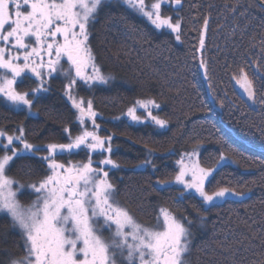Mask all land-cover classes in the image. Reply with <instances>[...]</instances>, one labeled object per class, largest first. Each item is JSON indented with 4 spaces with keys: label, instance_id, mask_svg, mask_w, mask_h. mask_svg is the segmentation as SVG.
Wrapping results in <instances>:
<instances>
[{
    "label": "trees",
    "instance_id": "16d2710c",
    "mask_svg": "<svg viewBox=\"0 0 264 264\" xmlns=\"http://www.w3.org/2000/svg\"><path fill=\"white\" fill-rule=\"evenodd\" d=\"M182 3L178 9L182 18L180 41L165 30L157 31L128 9L100 11L94 23L93 52L103 70L124 83L80 94L94 99L95 110L101 114L97 119L100 135L112 136L111 158L119 167L111 170L109 179L135 218L146 223L157 206L169 208L178 217H188L192 221L188 226L192 233L190 264H259L264 260V104L259 103L264 88L257 90L258 102L248 104L232 77L241 67L251 76L249 65L257 60L264 64V13L255 0ZM225 3L247 8L248 16L241 17L239 11L230 15ZM206 16L210 25L203 54L209 80L199 68L198 51ZM173 17L178 18L177 11ZM50 87L48 93L58 92L59 101L55 105L49 97L38 101L36 108L42 111L44 123L25 124L27 129L46 130L44 134L29 131L28 137L37 142L58 140L59 125L63 130L68 124L72 134L77 133L71 105L63 103V83L57 79ZM138 99H153L160 105L153 113L168 121L166 129L150 121L131 123L122 115ZM15 118V113L0 110V122ZM59 141L67 142L63 131ZM187 151L198 153L202 167L217 169L210 178L209 192L228 187L246 192L250 198L241 203L227 196L213 207L198 197L181 200L179 188L173 186L155 191L157 180L174 179L179 156ZM221 152L226 160L217 165ZM73 156L61 159L65 163L77 161L78 155ZM146 157L155 164V171L150 166L136 167ZM28 163L36 169L31 176L15 167L11 174L24 182L37 179V161ZM200 217L204 218L202 222ZM4 231L0 223V233ZM8 248V239L0 242V262Z\"/></svg>",
    "mask_w": 264,
    "mask_h": 264
},
{
    "label": "snow or ice",
    "instance_id": "6c2138e0",
    "mask_svg": "<svg viewBox=\"0 0 264 264\" xmlns=\"http://www.w3.org/2000/svg\"><path fill=\"white\" fill-rule=\"evenodd\" d=\"M115 3L146 19L157 31L167 30L177 41L181 40L182 18L178 9L183 6L182 0ZM256 3L264 13V0ZM110 4L111 0H0V99L13 110L26 109L29 115H36L32 112L35 100L49 92L51 79L59 75L66 81L63 95L74 110L78 125L75 135L70 127L63 128L67 143H32L23 126L12 133L0 129V216L8 218V228L18 232L23 246V255L11 257L8 264H190L192 233L188 226L192 221L188 217H178L169 208L160 207L155 224L145 225L116 199L117 189L109 179L111 170L119 167L111 158L112 136L100 135L97 119L101 114L95 110L94 99L85 98L78 91L89 93L109 86L115 79L97 63L89 42L100 10ZM162 5L176 9L178 18L163 15ZM225 8L230 15L239 11L241 17L248 16V9L238 4L229 7L225 3ZM209 25L210 17L206 16L198 49L199 68L204 70L206 80L210 78L203 53ZM261 46L264 51V40ZM249 69L251 76L248 69L241 67L232 79L254 105L258 102V88H264V64L257 60ZM24 79L33 80L35 86L29 91L17 90L16 85ZM259 103L264 104V93ZM159 108L153 99H138L122 115L131 123L150 121L155 127L166 129L168 121L153 113ZM138 109L147 115H139ZM80 153L86 156L85 160L65 163L61 159ZM197 155L196 151L183 153L174 179L157 180L159 187L154 185V190L175 184L180 186L181 200L198 197L213 207L216 200L227 196L241 203L250 198L246 192L228 187L209 192L210 178H214L217 169L202 167L194 159ZM96 156L102 158L94 159ZM225 160L221 152L216 163ZM29 161L39 165L37 179L24 182L11 174L15 167L31 176L36 169ZM149 166L155 171V164L147 157L136 165ZM25 193L35 197L28 204L19 199ZM203 219L200 217L201 222ZM6 241L4 231L0 242ZM259 264H264V260Z\"/></svg>",
    "mask_w": 264,
    "mask_h": 264
},
{
    "label": "flooded vegetation",
    "instance_id": "af4514ba",
    "mask_svg": "<svg viewBox=\"0 0 264 264\" xmlns=\"http://www.w3.org/2000/svg\"><path fill=\"white\" fill-rule=\"evenodd\" d=\"M115 9H126V7L116 4L115 0H111L110 6L104 7L100 11L115 10ZM93 32H94V25L91 28V35L89 37L90 47L92 48V50H93V46H94V44L92 42ZM94 55H95V53H94ZM65 64H67L66 61H65ZM65 64H64V66H65ZM57 79H58L57 76H55L53 79H51L50 85H52V84L54 85V83H55V81ZM34 86H35L34 81L31 80V79H24L22 83H18L16 85L17 90H19V91H29L30 88H32ZM59 96H60V94L58 92H54V94L47 93V94L39 95L38 98L35 100V102L33 104V107H32V112L36 113V115H29L26 109H24V110H19V109L13 110L9 105L5 104L2 99H0V110L2 109V111H4V112L7 111L8 113H15L16 117H17L12 122H8L7 120H3L2 122H0V129H5L7 132L12 133L18 127L23 126L25 128V130H26L27 139L30 142L36 143V144H46L47 142H44V141L37 142L36 139H34V140L32 139L31 140L28 137L29 131H30V133L31 132L32 133L35 132L37 134H39V133H43L44 134L46 132V130H43L42 128L40 129V127H38V128L34 127V130L33 129L32 130L31 129H27L25 127V124H27V123L29 124L30 121H33V122L36 121V122H38V124H39V122L40 123L41 122L44 123L45 119H44V116L42 115V111H40V110H38V108H36L38 101L43 100L46 97H49L50 101L55 105L57 103V101H59V99H60ZM63 103L64 104H70L66 100L63 101ZM69 113H70V111H69ZM73 116H74V112H73ZM18 118H20L21 120H19ZM67 126H69V125H67ZM61 129H62V125H59L56 128V131H57L56 138L58 140L51 141V142L60 143L59 139L61 138V131H62ZM115 188H116V186H115ZM30 198H32V197H30ZM19 199L21 200V202L23 204L27 203L26 202L27 200H24L21 197H19ZM117 199L120 202L121 206L127 208L126 204L120 198L119 193L117 194ZM131 214L133 215V213H131ZM0 223H2L4 225V229L7 230V239H8V241H10V248H8L7 251L4 252L3 259H2L3 264H8V260L11 257H13V256H22L23 255V246H22V241H20L18 232L17 231H13V230L8 228L9 220H8V218L6 216H0Z\"/></svg>",
    "mask_w": 264,
    "mask_h": 264
},
{
    "label": "rangeland",
    "instance_id": "374dc122",
    "mask_svg": "<svg viewBox=\"0 0 264 264\" xmlns=\"http://www.w3.org/2000/svg\"><path fill=\"white\" fill-rule=\"evenodd\" d=\"M146 2L147 3H151V2H153V0H146ZM161 11H162V13H163V15H165V16H170V17H172V18H174L173 17V15H176V9H174V8H171V7H169L168 5H162V9H161ZM136 17H139V16H137L136 14H134ZM139 18H141V17H139ZM141 19H143V18H141ZM175 19V18H174ZM146 23H148V24H150L146 19H143ZM151 25V24H150ZM152 26V25H151ZM153 27V26H152ZM154 28V27H153ZM165 31H167V30H165ZM168 32V31H167ZM174 36V35H173ZM98 63V62H97ZM68 65L67 64H65V67H67ZM106 73V72H105ZM108 74H110V73H108ZM115 79L111 82V84L109 85V86H100V87H112V86H115V85H119V83H124L123 82V80H118L116 77L117 76H115V74H111ZM57 77H58V79L60 80V82H62L63 84L66 82V81H64V78L62 77V76H59V75H57ZM59 82V81H58ZM236 89L239 91V93L241 94V96L243 97V99L244 100H246L247 102H248V104H252V102L251 101H248L247 100V97L243 94V91H242V89L239 87V85H237L236 84ZM80 93H85V92H80ZM84 95V94H83ZM73 110V109H72ZM142 112L143 113V116H146L147 115V113H145L142 109H139V111L138 112ZM73 112H74V110H73ZM127 112V111H126ZM125 112V113H126ZM140 112V113H141ZM139 113V114H140ZM140 115H142V114H140ZM123 116H125L127 119H128V117L126 116V115H123ZM73 119L75 120V115L73 116ZM68 125V124H67ZM66 125V126H67ZM69 127V126H68ZM74 128H76L77 129V131H78V125L75 123V126H74ZM62 130V129H61ZM63 131V130H62ZM77 134V133H76ZM73 135H75V134H73ZM66 141V140H65ZM68 142V141H67ZM67 142H65V143H67ZM187 152H192V151H187ZM183 154V153H182ZM181 154V155H182ZM181 155L179 156L180 158L178 159V161L181 159ZM72 158H74V156L72 157ZM100 158H102V157H100V156H96V157H94V159H100ZM198 158V156H196V157H194V159H197ZM86 159V156H84V154L83 153H80L79 155H78V158H77V161H80V160H85ZM185 159H187V158H185ZM76 161H74L73 163H75ZM176 168H177V172H178V170H179V167H178V164H177V166H176ZM169 186H173V187H176L177 189L180 187V186H178V185H175V184H170ZM22 199H24V200H27L26 202V204H28V203H30L31 202V200L32 199H34L35 197L34 196H32V198H30L29 197V195L27 194V193H25V195H23V196H20ZM116 199H117V196H116ZM118 200V199H117ZM221 200H223V199H218V200H216L215 202H221ZM24 202V201H23ZM160 207H162V206H157V208H156V213L154 214V216H153V220L151 219V220H149V221H147L146 223H144V222H142V221H140L138 218H135L138 222H140V223H142V224H145V225H153V224H155V222H156V216H157V214H158V212H159V208ZM105 235H108V233L107 232H105Z\"/></svg>",
    "mask_w": 264,
    "mask_h": 264
},
{
    "label": "water",
    "instance_id": "95a60500",
    "mask_svg": "<svg viewBox=\"0 0 264 264\" xmlns=\"http://www.w3.org/2000/svg\"><path fill=\"white\" fill-rule=\"evenodd\" d=\"M255 2H256V0H255ZM202 73H203V71H202ZM258 150H260V151H262L263 150V148L261 149V148H257Z\"/></svg>",
    "mask_w": 264,
    "mask_h": 264
}]
</instances>
